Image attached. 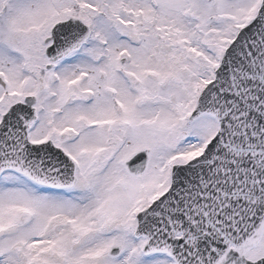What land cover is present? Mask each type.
<instances>
[{
  "label": "snow or ice",
  "instance_id": "obj_1",
  "mask_svg": "<svg viewBox=\"0 0 264 264\" xmlns=\"http://www.w3.org/2000/svg\"><path fill=\"white\" fill-rule=\"evenodd\" d=\"M0 264H264V0H0Z\"/></svg>",
  "mask_w": 264,
  "mask_h": 264
}]
</instances>
